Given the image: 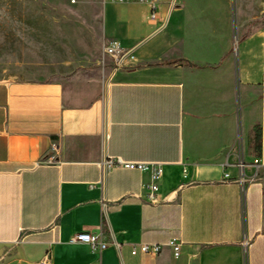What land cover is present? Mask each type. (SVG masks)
Here are the masks:
<instances>
[{
  "label": "crops",
  "instance_id": "0c3cea01",
  "mask_svg": "<svg viewBox=\"0 0 264 264\" xmlns=\"http://www.w3.org/2000/svg\"><path fill=\"white\" fill-rule=\"evenodd\" d=\"M242 2L162 0L154 21L105 0L103 53L128 51L104 53L105 85L0 80V264H264V27L243 35ZM118 158L162 174L103 166ZM143 244L161 251L133 255Z\"/></svg>",
  "mask_w": 264,
  "mask_h": 264
},
{
  "label": "rangeland",
  "instance_id": "374dc122",
  "mask_svg": "<svg viewBox=\"0 0 264 264\" xmlns=\"http://www.w3.org/2000/svg\"><path fill=\"white\" fill-rule=\"evenodd\" d=\"M242 1L240 26L245 36L264 27V0ZM104 3L105 0H0V80L52 79L73 74L87 82L103 79L105 85V66L112 60L103 53ZM136 14L146 24L144 9L136 6ZM227 15L229 21L235 17L238 34V16L231 12ZM227 29V46H231L234 28L229 25Z\"/></svg>",
  "mask_w": 264,
  "mask_h": 264
},
{
  "label": "built area",
  "instance_id": "2783aa9c",
  "mask_svg": "<svg viewBox=\"0 0 264 264\" xmlns=\"http://www.w3.org/2000/svg\"><path fill=\"white\" fill-rule=\"evenodd\" d=\"M121 2H130L132 0H119ZM141 3L148 5L150 9L149 17L151 20H157L160 16V3L162 0H136ZM170 6H174V2L170 3ZM104 53L115 61L118 66H122L125 63L126 57L128 56V51L117 41H112L104 46ZM122 166L127 169H137L141 171H151L154 178H159L162 174L161 164L154 162H126L121 159H107L103 162L104 167L110 166ZM228 176V175H227ZM148 199L154 201L157 198V191L159 186L157 183H151L146 185ZM71 243H82L88 245L91 249L102 251L108 247V244L103 241L101 233H90V232H79L72 236L70 239ZM119 249L120 244L114 243ZM169 246L173 249L175 258H178L181 253V245L172 240ZM161 251V246L158 244H143L141 247H133L132 254L136 255L139 252L145 254H158ZM49 255L46 254L44 259L40 264H46Z\"/></svg>",
  "mask_w": 264,
  "mask_h": 264
}]
</instances>
